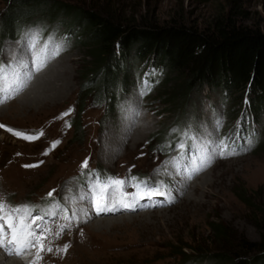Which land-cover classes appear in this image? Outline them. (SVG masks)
Instances as JSON below:
<instances>
[{"label":"rangeland","instance_id":"rangeland-1","mask_svg":"<svg viewBox=\"0 0 264 264\" xmlns=\"http://www.w3.org/2000/svg\"><path fill=\"white\" fill-rule=\"evenodd\" d=\"M62 1L139 24L181 22L206 29L217 18L232 15L242 25L264 29V0ZM9 6L0 0V21ZM67 21L71 18L65 13L37 14L0 47V124L29 135L44 133L26 141L0 128V201L47 208L50 200H58L69 216L76 206L83 211L59 237L57 230L52 233L53 251L37 263L186 264L178 254L184 244L211 251L228 248L243 256L241 241L261 237L254 216L264 207V94L250 84L227 94L208 85L187 90L184 75L164 65L158 54L138 59L133 50L121 62L128 69L127 85L112 102L104 96L100 100L99 86L82 90L98 68L91 49L68 30ZM58 44L63 47L55 55ZM32 60L42 63L40 71L28 73L19 94L12 92ZM65 112L70 114L63 116ZM193 135L206 142L225 140L236 154L216 155L192 174L201 154ZM56 140L61 142L45 155ZM181 142L191 145L183 154ZM86 159L89 167L83 169ZM28 164L39 166L24 167ZM96 170L126 180L163 181L171 202L97 215L80 199L91 182L89 173ZM242 189L248 204L237 195ZM213 222L229 228L227 238H216ZM65 244L67 252H58Z\"/></svg>","mask_w":264,"mask_h":264},{"label":"trees","instance_id":"trees-1","mask_svg":"<svg viewBox=\"0 0 264 264\" xmlns=\"http://www.w3.org/2000/svg\"><path fill=\"white\" fill-rule=\"evenodd\" d=\"M8 3L11 6L0 21V47L6 38L19 34L29 18L41 13L48 16L65 13L71 18L70 23L67 21L68 30L91 49L98 68L86 79L82 90L91 92L99 86L100 100L104 96L112 102L120 87L127 85L128 69L121 62L133 50L138 59L158 54L164 65L184 75L187 90L208 85L227 94L250 84L264 94V29L242 25L232 15L219 17L211 26L201 29L181 22L139 24L62 0H8ZM77 129L80 131V120ZM246 193L242 189L237 195L248 204ZM254 219L261 237L258 241H241L240 250L246 258L231 254L228 248L211 251L184 244L178 246L181 260L186 264L207 260L212 264H264V207ZM211 229L218 239L227 238L229 233V228L219 222L211 223Z\"/></svg>","mask_w":264,"mask_h":264},{"label":"snow or ice","instance_id":"snow-or-ice-1","mask_svg":"<svg viewBox=\"0 0 264 264\" xmlns=\"http://www.w3.org/2000/svg\"><path fill=\"white\" fill-rule=\"evenodd\" d=\"M35 36V32L30 34ZM63 47L62 44L56 45L54 54H59V49ZM42 63L32 60L30 65H26L24 68V79L20 80L18 84L13 87L12 92L19 94L23 90L26 81L30 79L28 73L32 71H40ZM4 73V67L0 62V76ZM147 87V85H146ZM70 112L63 113V116H68ZM70 127V125H69ZM0 128H6L5 125L0 124ZM6 130L13 133L15 136L22 138L26 141H35L43 136L41 131L38 135H29L22 131L13 130L7 127ZM192 139L200 144V148L197 149L201 154L198 156V166L192 170V174L203 170L208 166L214 156H223L225 152L230 155H234V145L231 143L221 141H205L203 137L192 136ZM60 140H56L52 143L49 150H46L45 155L49 151L54 150L60 143ZM251 141H249L250 143ZM191 145L187 146L190 148ZM186 146L181 142L179 149L182 154L187 151ZM42 163V161L40 162ZM39 164L24 165L26 168L38 167ZM81 167L88 169V160H84ZM173 167H179L178 164H173ZM92 176L91 182L88 184L87 192L81 195L80 199H86L91 210L95 214L108 213L113 211H119L120 208L135 210L136 205L141 200H151L157 196H168L169 202H171V194L164 189L163 181H153L150 179H142L139 177H131L128 180L124 178H114L104 176L101 177L94 173H89ZM185 178L190 179L191 174ZM126 188H132L133 191H126ZM55 190L48 193L49 197H53ZM118 193V197H117ZM148 205H141L146 207ZM5 203L0 201V249H3L9 256L11 255H23L27 249L36 248L37 255L32 264H37V261L42 259L40 253L43 251L52 252L51 247L45 248L44 241L47 238V234L50 233V229L46 226L47 222L45 217L62 218L67 221L66 224L59 226L57 237L63 233L66 229L71 228L72 217L76 216V212L73 211L71 216L67 214L68 209L62 205L58 200H50L47 208H38L36 205H17L12 206L11 210L5 212ZM35 213V214H34ZM38 221L40 223H38ZM68 245L65 244L63 248H58V252H67Z\"/></svg>","mask_w":264,"mask_h":264},{"label":"bare ground","instance_id":"bare-ground-1","mask_svg":"<svg viewBox=\"0 0 264 264\" xmlns=\"http://www.w3.org/2000/svg\"><path fill=\"white\" fill-rule=\"evenodd\" d=\"M20 80V79H19ZM19 80H17V81H19ZM14 85H16V84H13V86ZM7 94V93H6ZM12 95H13V93H12ZM19 98V97H18ZM17 98V99H18ZM35 98V97H34ZM205 168V167H204ZM199 172V171H198ZM198 172H196V174L198 173ZM195 174V175H196ZM189 183H191V181H189ZM188 183V184H189ZM193 185H194V182H192V186H191V188L193 187ZM194 188V187H193ZM194 190H195V188H194ZM77 200V199H76ZM78 201V200H77ZM72 203V202H71ZM73 205V204H72ZM74 207V206H73ZM73 209V208H72ZM75 211H77V213H76V216H81L82 214H83V211L81 210V209H79L78 208V206H76L75 207ZM121 211H129V210H119V211H113V212H108L109 214L111 213V214H113V213H118V212H121ZM130 211H132L131 209H130ZM105 214H107V213H105ZM101 215V214H100ZM74 221H75V219H74ZM75 225H76V223H75ZM78 225V224H77ZM76 225V226H77ZM78 228V227H77ZM66 233V232H65ZM69 233V232H68ZM66 235V234H65ZM64 235V236H65ZM63 236V235H62ZM4 253V256L2 255V252L0 251V264H28V262H25V261H22V260H20L19 258H18V260L16 259V258H11V257H9V255L4 251L3 252ZM50 254V253H49ZM19 257V256H18ZM44 258V257H43ZM46 259V258H45ZM40 262V261H39ZM38 264V263H37Z\"/></svg>","mask_w":264,"mask_h":264}]
</instances>
